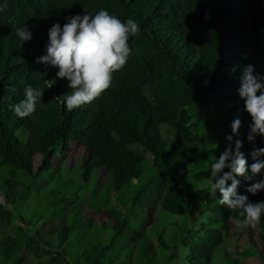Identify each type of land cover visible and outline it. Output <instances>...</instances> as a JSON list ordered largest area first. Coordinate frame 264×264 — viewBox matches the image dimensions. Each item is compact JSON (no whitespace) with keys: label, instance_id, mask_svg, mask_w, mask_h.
I'll return each mask as SVG.
<instances>
[{"label":"trees","instance_id":"16d2710c","mask_svg":"<svg viewBox=\"0 0 264 264\" xmlns=\"http://www.w3.org/2000/svg\"><path fill=\"white\" fill-rule=\"evenodd\" d=\"M0 2L7 4L0 13V227L10 230L0 235V264H213L231 221L244 224L208 195L204 170L226 135L233 146L242 142L249 165L251 151L264 147L260 136L246 138L251 117L237 92L246 65L264 74V0ZM101 8L136 20L140 33L129 38L126 64L110 87L66 111L67 79L37 58L53 23ZM23 25L32 38L20 46L15 29ZM27 86L43 90L42 106L18 118L12 106ZM77 149V184H95L85 190L95 203L84 212L82 196L65 193L56 166L58 157L72 162ZM237 178L238 194L264 201V190L246 191L261 174ZM30 197L40 213L26 220ZM254 229L264 246V217ZM222 257L237 264L226 250Z\"/></svg>","mask_w":264,"mask_h":264},{"label":"clouds","instance_id":"9594fccd","mask_svg":"<svg viewBox=\"0 0 264 264\" xmlns=\"http://www.w3.org/2000/svg\"><path fill=\"white\" fill-rule=\"evenodd\" d=\"M6 9L7 4L0 2V13ZM66 20L63 25L53 23L48 28L44 54L37 62L55 67L56 77L67 79L72 91L64 96L62 103L66 111H72L91 103L110 87L112 74L126 64L130 53L129 38L140 33V25L132 18L122 21L104 8L95 14L70 15ZM15 36L21 46L32 38V31L23 25L15 29ZM237 92L251 117L247 140L253 141L257 135L264 139V74L255 72L253 65H246ZM42 95L41 88L25 87L24 98L12 106V111L18 118L31 117L37 106H42ZM239 125V118L233 119L230 125L233 134L237 133ZM225 140L228 143L224 150L218 158L214 156L204 170L208 176L206 192L218 204L237 211L244 225L255 228L264 217V201L252 202L246 195L238 194L240 181L237 177L245 175L246 170L252 176L259 173L262 178L247 185L246 191L255 195L264 190V147L251 151L249 155L254 162L249 165L240 150L242 142L237 139L233 146L232 135H226Z\"/></svg>","mask_w":264,"mask_h":264},{"label":"rangeland","instance_id":"374dc122","mask_svg":"<svg viewBox=\"0 0 264 264\" xmlns=\"http://www.w3.org/2000/svg\"><path fill=\"white\" fill-rule=\"evenodd\" d=\"M73 154L74 160H72V162H64L62 159H60V157H58L56 166L61 169L64 183H66L65 189L67 190H64L65 193L68 196L70 194H79L82 196L80 209L84 212L90 207L91 203H95V200L90 195V193H86L85 190L88 191L90 189H95V184L93 181H89L87 183H83V188H80V186L77 184L76 175L80 165L79 162L82 160H80V151L78 149L75 150ZM202 188H205V186ZM41 198L44 197H40V199ZM33 200L34 197L27 199L24 205L25 207L22 209V212L25 213L26 220L29 219L30 214L36 216L38 213H40L38 210L39 207ZM43 201L46 202L47 206H50V203L46 201V199H43ZM0 204L2 203L0 202ZM59 205L60 204L57 206L59 207ZM42 209L45 210L46 206L43 205ZM100 215L102 217L105 216L104 213H100ZM35 216L33 217L35 218ZM134 222L136 226H140V221H138L137 218L134 220ZM99 223L101 228H104V226L107 225V222L104 220V218L100 219ZM168 230L171 231V227H168ZM6 231L10 232V230L0 227V235ZM225 250L231 257L235 258L237 264H264V246L262 245L256 229L241 225L236 220L231 221L228 237L223 242V244L214 251L212 255L213 264H229L225 262L224 257H222V252ZM6 264L10 263L6 262Z\"/></svg>","mask_w":264,"mask_h":264},{"label":"built area","instance_id":"2783aa9c","mask_svg":"<svg viewBox=\"0 0 264 264\" xmlns=\"http://www.w3.org/2000/svg\"><path fill=\"white\" fill-rule=\"evenodd\" d=\"M0 202H1L2 204H6V203L4 202V199H3L2 196H0Z\"/></svg>","mask_w":264,"mask_h":264}]
</instances>
